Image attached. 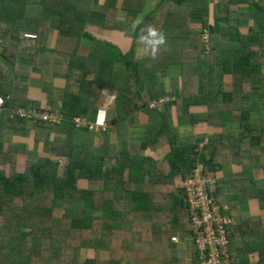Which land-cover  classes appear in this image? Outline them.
I'll use <instances>...</instances> for the list:
<instances>
[{"label":"trees","instance_id":"obj_1","mask_svg":"<svg viewBox=\"0 0 264 264\" xmlns=\"http://www.w3.org/2000/svg\"><path fill=\"white\" fill-rule=\"evenodd\" d=\"M98 1L41 0L33 8L27 0H0V56L4 60L14 61L16 56L31 54V50H44L40 46L42 33L51 27V13L57 15L55 28L60 35L55 36L58 43L52 50L64 52L68 59L67 84L59 106L68 127L59 154H30L24 145L5 142L7 127L26 120H8V113L0 112V264H199L195 244L190 240L191 248L187 249L188 241L183 238L184 234L192 236L185 196L180 188L169 185L190 176L198 162L213 171L217 190L216 171L230 161L228 156L235 149L254 144L264 154V110L250 96L264 83V6L252 0H215L212 5L209 0H160L165 6L149 14L144 12L145 0H121L124 17L119 19L115 16L118 0H104L102 10L95 11L92 6ZM241 3L251 4L250 11L239 10ZM222 9L226 14L219 16ZM193 19L199 28L188 25L189 20L196 23ZM231 19L234 24H216ZM250 21H254L255 29L240 33L239 27ZM91 28L113 32L118 36L116 43L95 38ZM204 30L209 42L211 38L210 50L199 44L187 50L191 52L163 50L148 56L137 52L141 36L179 34L188 38L190 34L198 38ZM224 32L235 33L237 39L219 42ZM25 33L35 37L27 38ZM20 35L30 44L21 46ZM82 38L109 47L105 52L108 57L100 56L99 49L93 47L87 55L79 53ZM12 39L17 42L15 46ZM183 60L192 79H201L199 95L186 94L185 89L191 86L187 78L181 84L170 78L167 89L160 83L145 91L140 88L141 80ZM92 65L97 71L90 79ZM215 67L230 75L231 82L215 78ZM93 86L116 91L111 122L122 137V147L118 154L116 147H109L116 158L109 167L102 166L108 147L98 150L92 142L93 131L101 130L79 129L71 122L74 116L97 122L99 112L89 104ZM45 87L47 100L52 101L49 85ZM11 90L0 89V95L8 97L5 108L45 109L32 100H17ZM259 96L264 97V93ZM163 97L166 101H160ZM206 102L218 111L191 113L190 122L205 119L222 127L221 133L213 134L201 147L197 140L186 143L179 139L173 131V116H187L191 104ZM135 112L148 116L139 148L154 150L167 144L169 149L162 159L129 155L124 126L134 119ZM232 128L238 133L233 134ZM19 153L30 156L19 163ZM144 183L151 184L150 190L141 189ZM178 236V241L172 240ZM42 237L50 240L45 247ZM237 257L229 253L230 264H244Z\"/></svg>","mask_w":264,"mask_h":264},{"label":"crops","instance_id":"obj_2","mask_svg":"<svg viewBox=\"0 0 264 264\" xmlns=\"http://www.w3.org/2000/svg\"><path fill=\"white\" fill-rule=\"evenodd\" d=\"M252 1L258 3V5L264 6V0ZM209 2L212 5L215 3V0H209ZM162 5H160L159 8ZM250 5L251 4L247 5L241 3L237 6V8L239 10L250 11ZM147 7L148 4L144 7V9ZM159 8L157 10H159ZM227 11H229V9H227ZM153 12H155V10H148L146 13L152 14ZM217 14L219 16L225 15L226 10L222 9L218 11ZM210 19L211 17L207 16V21L209 23L212 21V19L211 21ZM223 22L226 23L227 21L223 20ZM250 27H255L254 21H250L249 24L246 23V25L241 28L239 27L240 32L244 34ZM92 29L95 30L93 31L95 38L99 40H109L113 43H116L115 38L118 36L116 35L114 37L113 32L106 36H100L97 28ZM57 32L58 31L56 28L53 27L44 29V33H42L43 41L40 44L44 50H31V54L16 56L14 61H9L8 59L4 60L0 56V89L6 90L7 88L11 87V95H13V97H15L17 100H32L38 103V105L43 106L45 109L53 111L51 106H49L47 103L50 102L49 104L54 105L59 110L63 89L65 84H67L66 76L68 74V59L67 54L64 52L52 50L58 43V38L55 39V36L58 35ZM159 38L161 39L163 37ZM168 41L169 40H151L149 44H157L158 49L155 47L151 48L150 45H148V49L146 48V53L141 54L139 52V55L141 54V56H148L158 51L167 50L166 46H162L161 44L167 45L170 47L169 49L181 51V49H178L179 42H175L173 40L169 44ZM218 41L232 42L233 40L232 38H227V35L223 34L219 36ZM28 42L31 41L28 40ZM81 42L82 43L79 47V53L81 52L82 55H87L91 47L96 49L95 46H97L99 49H96L98 54L102 57H108V55L105 56L107 46L101 45L96 41L90 42L84 38H82ZM19 43L21 46L24 45L21 44L25 43L23 38L22 42ZM138 48H144V46H142V42L137 45V49ZM184 49L187 51L191 50L192 47L188 46ZM19 61H22V64L18 63ZM113 67H115V65ZM96 71L97 69L95 65H92V68L88 71V77L93 79V77L96 75ZM187 73L190 74V77H188ZM172 77L177 79V82L179 81L180 84L182 83V79L185 80V78H187V80L191 82V86L185 89L186 94L190 95L194 93L199 95L198 83L201 79L198 77H196V80L192 79V72L190 71V67H187V62L185 60H183L182 63L175 65L171 64L164 69L157 70L155 75L141 80L139 86L141 89H143V91H145L152 84L160 83L164 89H167L169 87V80ZM214 77L225 83H230L232 79L230 75L226 73L223 74V72L218 70L217 67H215ZM48 85V90L51 91L52 101L47 100V94L44 92V87ZM91 90L92 91L89 100L90 107L97 109V112L100 113L97 116L96 123L108 121L105 131L107 132V135H105V132L93 131L95 132V137L93 138L92 142L98 150L108 147V153L107 156H105V162L109 160L114 164V160L116 159L109 153L112 152V149L109 147H116V154L119 153L122 147V137L115 133L111 122V120L114 119L116 112V91L106 87L98 89L94 86ZM260 93H264V83L261 84L258 91H253L250 93L251 100L257 103L259 109L263 111L264 105L260 106V103H258L257 99H254L255 95L259 96ZM6 96H8V94ZM212 97L213 94H211L209 102L212 101ZM163 98H161L160 101H166V97ZM152 103L155 104V102ZM158 104L159 103L155 105ZM214 111H218V108H210L207 102L201 104H191L188 107L187 116H183L178 119L177 117L173 116L172 121L179 131L181 129H188L187 135L193 136L192 140H197L198 143L201 144L202 140L205 139L207 142V140L213 134L221 133L222 127L211 125L205 119L199 120L197 122H190L189 114L212 113ZM102 114H104L105 117H102ZM133 117L134 119L131 121L127 120V125H125H137L135 130L129 131V134H132L128 140L129 142L126 139L128 143L127 146L131 145V150L129 149L128 151L129 155L145 156L154 160L162 159L163 155L169 149L167 144L162 145L154 150H150L149 148H139V141H141L144 136L145 127L148 122V116L140 112H135ZM33 124L34 123L25 121L21 122V124L15 125L14 127H7L5 133V142H14L18 145H24L29 150H27V152L30 154H59L61 145L65 141L66 128L68 127L67 122L65 121L57 126L52 127L48 125H40L39 127H36L35 124ZM136 134L139 136H137V138H133ZM160 140H163V138L160 137ZM257 148L258 145L256 146L254 144L250 147L245 144L242 145L239 150L235 149L237 151L234 150L233 153L228 156L230 161H227L222 168L216 171V175L218 177V187L215 195L219 205L230 216V224L227 227L229 252L230 254L238 255L237 258L243 260L244 264H264V190H262V188H264V179L262 178L264 175V154L257 150ZM19 155V163H21L27 156H30L23 153H19ZM111 162L110 166L112 165ZM102 166L108 167L105 163ZM178 181L179 180L175 182L178 183ZM97 183L103 184L102 181ZM145 188L146 187L142 185L141 189Z\"/></svg>","mask_w":264,"mask_h":264},{"label":"built area","instance_id":"obj_3","mask_svg":"<svg viewBox=\"0 0 264 264\" xmlns=\"http://www.w3.org/2000/svg\"><path fill=\"white\" fill-rule=\"evenodd\" d=\"M24 36L30 39L35 37L30 33H25ZM206 42L207 36L206 41H203L207 49ZM5 99L0 95V112H7L11 119L24 118L34 124H47L51 127L67 122L59 111L22 106L5 108ZM71 122L74 127L89 131L95 130L96 127L101 131L106 128V122L92 123L81 116H74ZM215 179L212 170L205 169L202 163L197 162L192 169V174L176 185L182 190L188 206L192 230L191 240L193 245L195 244L199 264H230L227 235L230 217L217 201ZM172 240L177 241V238L174 237Z\"/></svg>","mask_w":264,"mask_h":264},{"label":"rangeland","instance_id":"obj_4","mask_svg":"<svg viewBox=\"0 0 264 264\" xmlns=\"http://www.w3.org/2000/svg\"><path fill=\"white\" fill-rule=\"evenodd\" d=\"M28 2H31L29 5L30 6H33V8L34 7H37V5H39V4H41V0H27ZM120 1L121 0H118V2H117V5H118V7H117V9H116V11H115V16H116V18H119V19H122L123 17H124V12H123V9H121V7H120ZM78 2H80V0H78ZM78 2H77V4H78ZM158 2V3H157ZM160 2V0H145V6L148 4V7L146 8V9H144V12L146 13L148 10H155V13L157 12V9L159 8V6L160 5H162V2L161 3H159ZM157 3V4H156ZM32 4V5H31ZM104 4V0H99L98 1V3H96L95 5H93L92 6V8H93V10H95V11H98V10H102V5ZM156 4V5H155ZM155 6V7H154ZM158 6V7H157ZM165 6V4L160 8V9H162L163 7ZM153 8V9H152ZM160 11V10H159ZM50 24L49 25H51V27H53V28H55V22H56V19H57V15L56 14H53V13H51L50 14ZM140 18H141V16L139 15L138 17H137V19H136V23L138 22V20H140ZM211 19H212V21H211ZM210 19V21H211V23L212 24H214V20H213V18H211ZM193 21L194 22H196V23H193V22H191L190 20H189V22H188V25L190 26V27H194V28H199L200 27V24H198V21H196V20H194L193 19ZM234 20H229V23L230 24H234ZM136 23H135V25H136ZM226 23H228V22H226ZM226 23H224L223 21H217V25L218 26H222V25H224V24H226ZM134 25V26H135ZM241 28V27H240ZM92 29V28H91ZM253 29H255V28H253ZM240 30V29H239ZM242 30V29H241ZM100 30H98V32H99ZM180 31H182L183 33H180V34H184V31L183 30H180ZM198 32V31H197ZM240 32V31H239ZM178 33V32H177ZM241 33V32H240ZM200 33H198V38H191L192 37V35H190V34H188L189 36H188V38H186L185 36H180L179 34L178 35H175V36H179V37H181V38H179V37H174V36H168V37H165V38H159V37H152V36H141L140 37V39H139V43L140 42H142V46H144V48H142V49H137V52H138V54H139V52L141 53V54H145L146 53V48L148 49V45H150V47L151 48H153V47H155L156 49H158V45L157 44H149V42H151V40H163V41H166V40H169L168 42H169V44H170V42H172L173 40L175 41V42H179L178 43V49H181V51H183V52H191V51H186L184 48H187L188 46H191L192 48H194V47H196L197 45H199V44H201V45H203L204 43H203V41H206V36H207V42H206V44H207V46H208V50H210V42H211V38H210V42H209V35L207 34V32H204L203 34H200ZM223 34H225V35H227V38H232V40L233 41H235L236 39H237V35L234 33H227V32H224ZM222 34V35H223ZM99 35L100 36H106V35H108V34H106L105 32H99ZM24 36V35H23ZM22 35H20L19 36V41L20 42H22V38L21 37H23ZM150 38V39H149ZM152 38V39H151ZM13 41L11 42V44L12 45H16L17 44V42L14 40V39H12ZM120 41V40H119ZM25 43H21V44H29V42H27V41H24ZM91 42V41H90ZM89 42V43H90ZM98 43V42H97ZM20 44V43H19ZM147 44V45H146ZM11 45V46H12ZM162 46H166V49L167 50H165V51H171L172 49H169L170 47H168L167 45H165V44H161ZM122 46H124L123 45V42H122ZM128 46V43L125 45V47H127ZM145 46H147V47H145ZM171 46V45H170ZM13 47V46H12ZM96 48H98L97 46H95ZM107 48H109V47H107ZM110 49V48H109ZM100 51H101V49H100ZM106 51H107V49H106ZM105 51V52H106ZM159 52V51H158ZM3 59V58H2ZM22 61H19L18 63H21ZM22 64V63H21ZM171 75H172V73H171ZM71 80V79H70ZM76 85V84H75ZM261 91H262V89H261ZM263 92V91H262ZM260 94H263V93H260ZM254 99H257V101H258V103H260V106H263L264 105V97H260V96H258V95H255V97H254ZM48 103V105L49 106H51V108L54 110V111H59L58 110V108L57 107H55L54 105H52V104H49L50 102H47ZM46 103V104H47ZM48 105H46V106H48ZM100 114V113H99ZM105 117V115L104 114H102V117ZM8 118H10L9 116H8ZM10 120H11V118H10ZM27 122H30V121H28V120H26ZM32 123V122H31ZM148 123V122H147ZM34 125V124H33ZM41 124H35V126L36 127H39ZM126 125V124H125ZM174 125V124H173ZM140 126V125H139ZM146 126H147V124H146ZM125 128H126V136H125V138L127 139V141L129 140V138H130V136L132 135L131 133L129 134V131L131 130H135L136 128H137V125H134V124H129V126H124ZM173 131H174V133L178 136V138L179 139H185V141H186V143H187V141H188V139H193V136H191V135H187L188 134V129H181L180 131H181V133H180V131L178 130V128L174 125V128H173ZM231 132L233 133V134H237L238 133V129L237 128H232L231 129ZM145 133V132H144ZM137 136H139V135H135L133 138H137ZM162 137V136H161ZM163 138V137H162ZM129 142V141H128ZM202 143L200 144L199 143V147H201L202 145H203V143H205L206 142V140L204 139V140H202L201 141ZM133 146V145H132ZM134 147V146H133ZM129 149L131 150V145H128L127 146V150L129 151ZM1 157L2 156H0V159H1ZM115 158V157H114ZM116 159V158H115ZM115 161V160H114ZM110 162L111 161H109V160H107L106 162H105V160H104V163L106 164V166H110ZM103 163V164H104ZM102 164V165H103ZM111 164H113V162H111ZM175 184H177L176 182L174 183V184H171V185H169V186H171V187H177ZM92 186H94V185H88V188H93ZM144 186L146 187L144 190H150V188H151V184L150 183H147V184H144ZM139 188V187H138ZM141 188H142V186H141ZM178 188V187H177ZM7 213V212H6ZM96 223H98V222H96ZM97 226L99 225V224H96ZM179 237L180 236H178V237H176L177 238V241H178V239H179ZM181 238V237H180ZM183 238H184V240L185 241H188L187 243H186V246H187V249H190L191 248V236H189V235H187V234H184L183 235ZM191 240V241H190ZM49 238H46V237H42L41 238V243H42V245L45 247V245H44V243L46 244V245H48L49 244ZM190 244V245H189ZM193 244V243H192ZM43 253V251H41V254ZM64 253H66V252H64Z\"/></svg>","mask_w":264,"mask_h":264},{"label":"clouds","instance_id":"obj_5","mask_svg":"<svg viewBox=\"0 0 264 264\" xmlns=\"http://www.w3.org/2000/svg\"><path fill=\"white\" fill-rule=\"evenodd\" d=\"M46 125H47V124H46ZM180 181H181V180H180ZM180 181H179V182H180ZM179 182H178V183H179ZM178 183H177V184H178ZM227 214H228V213H227ZM229 217H230V216H229ZM229 224H230V223H229Z\"/></svg>","mask_w":264,"mask_h":264}]
</instances>
